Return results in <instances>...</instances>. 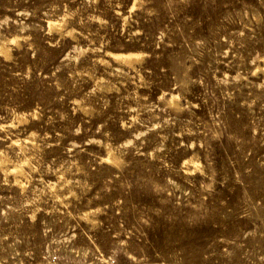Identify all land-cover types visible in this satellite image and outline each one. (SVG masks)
<instances>
[{
  "label": "rangeland",
  "instance_id": "rangeland-1",
  "mask_svg": "<svg viewBox=\"0 0 264 264\" xmlns=\"http://www.w3.org/2000/svg\"><path fill=\"white\" fill-rule=\"evenodd\" d=\"M131 2L0 0V123L21 120L0 132V255L93 264L102 241L125 240L140 264H264V4L145 0L129 13ZM165 92L181 110L162 111ZM147 105L158 108L141 121L172 123L122 148L147 128L120 122ZM194 155L189 176L179 166Z\"/></svg>",
  "mask_w": 264,
  "mask_h": 264
},
{
  "label": "clouds",
  "instance_id": "clouds-1",
  "mask_svg": "<svg viewBox=\"0 0 264 264\" xmlns=\"http://www.w3.org/2000/svg\"><path fill=\"white\" fill-rule=\"evenodd\" d=\"M86 2L89 6H92L94 4H97L99 2V0H86ZM109 2H111V0H109ZM261 3L264 4V0H261ZM144 4H145V0H132L131 6L128 9L129 13L135 12L137 9H142L144 7ZM116 7L118 10L120 7L119 2L117 3ZM118 14H119V12H118ZM151 14L152 13H150V15ZM23 15H28V14L24 13ZM68 15H70V14H66V16L63 17L62 19L66 20L68 18ZM89 20L98 21L101 24L107 23V21L101 20L99 16H90ZM81 22L83 23V21H81ZM8 23H9V20L7 18L4 19L3 21H0V28H2L4 25H6ZM137 34L138 33H134L133 35H137ZM66 35L73 36L74 32L69 31L66 33ZM8 43L17 44V40L13 39L12 41H10ZM6 47H7L6 43L4 41H0V48H6ZM101 50H102V48L101 49H95V51H101ZM73 51L78 53L79 55H83L88 50L82 49V48H75V49H73ZM3 54H4L3 52H0V55H3ZM79 55L73 57L70 53L68 57H65V59H76V60H78ZM106 55L111 56L112 53L109 52V53H106ZM144 55H145L144 53H140L138 55L129 54L127 57L116 56V57H114V59L123 60V61H130V62L131 61H137L138 62V61L143 59ZM99 63L107 64V61L101 60V61H99ZM128 67L132 71H136L134 63H128ZM256 71L257 72L264 71V69L257 68ZM113 74L114 75H127L120 68H117ZM99 83H101V82L98 81V84ZM96 90L97 89H93V92H95ZM117 91H118V89H117ZM168 96H169V93L165 92L162 95H160L158 98L160 101L164 102L166 105V108L163 109L162 111H167L169 108H175L177 110H181L179 108L180 96L177 95V96L171 97V99H166V97H168ZM144 99L146 100L147 97H145ZM73 103L75 105H79L82 102L81 101H74ZM157 108H158V105H147V106H144L143 108L129 109L130 112H135L136 115L131 117L130 121H123L122 120L120 122V126L122 128H125V129H130L135 124H143V126L145 128H147V131H138L137 133H135L133 139L126 140L125 143L121 145L122 148L132 147L135 145V141H137V140L142 141V138L146 137L149 132H155L157 129H161V128L166 127L167 125L172 123L171 119L166 120L163 123H159V122L153 123L152 121H148V122L141 121V119H140L141 111L146 110L148 112L154 113ZM76 110H77L76 108L73 109V111H76ZM80 110H83L85 112L88 111V109H80ZM33 115H34V118H38V115H36V114H33ZM2 119L3 118L0 117V120H2ZM156 119L158 120L159 118L157 117ZM20 122H21L20 118L17 117L16 119L13 120V122L11 124L0 123V132L8 133L9 129L18 127ZM148 124H151V127H148ZM99 130L100 129H97V131H99ZM76 131H77V133H79L80 129L78 128ZM36 136H37V133H35V132L31 133V135L29 137V143H31L36 138ZM6 138L11 139V135H8ZM3 139H5V137H0V140H3ZM163 139L166 140L167 137H164ZM17 143H23V142L19 141V139H17L16 141H13V144L9 145V147L11 148V147H13V145H16ZM88 143L102 144L103 142L90 140V141H88ZM26 147H27V145H25V148ZM187 147L194 148L195 145L189 144ZM163 150H164L163 143H161L160 147H158L156 149V152H162ZM156 152L149 153L148 155L151 156L153 159H155L156 158ZM110 155H111V152H110ZM0 158H3V159H0V165L8 163L10 161V158L7 156V152L3 151V150H0ZM103 162L104 161L101 160V163H103ZM25 163L27 164L29 162L26 160ZM32 168H33V171L37 170L34 165L32 166ZM179 168H180V171L186 172L189 176L194 175L195 171H199L201 169V165L199 164V157L194 155L189 159L182 160ZM61 180H63V177H61ZM67 183H70V182H66L64 186H67ZM76 183L79 184L78 181ZM169 183L174 184V181L170 180ZM175 186L179 187L178 185H175ZM48 187H54V186L49 185ZM70 195H75V193L70 192ZM96 211L99 212L100 209H97ZM88 215L89 214H85V216L81 217V218L87 219ZM91 223H93V226H96L98 224V221H91ZM3 239H7V237H4ZM102 243L105 244V252H100L97 255V252L99 250L97 249L96 251H94L93 255H95L96 260L93 262V264H96V261H98L99 264H120L121 257H126L127 261L134 262V264H140V262L137 261L136 255L133 254V252L135 251V249L133 247L134 242L130 243L129 241L120 240V241H117L115 243L110 242V241L109 242L102 241ZM5 251H7V250L0 248V252H5ZM105 253H109L106 258H105ZM30 255H31L30 252H24L23 253V256H30ZM18 257H21V253L16 250L15 246H12L11 251L8 252L7 257L0 255V264H9V260L13 261V264H24V261L22 258L17 260ZM259 259L261 261H264V256H260Z\"/></svg>",
  "mask_w": 264,
  "mask_h": 264
}]
</instances>
